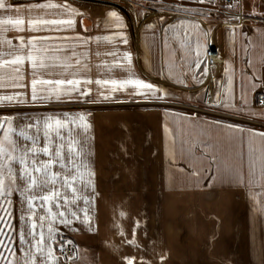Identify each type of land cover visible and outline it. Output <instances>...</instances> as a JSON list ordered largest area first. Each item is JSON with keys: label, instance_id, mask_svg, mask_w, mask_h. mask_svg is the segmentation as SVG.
I'll return each mask as SVG.
<instances>
[{"label": "crops", "instance_id": "1", "mask_svg": "<svg viewBox=\"0 0 264 264\" xmlns=\"http://www.w3.org/2000/svg\"><path fill=\"white\" fill-rule=\"evenodd\" d=\"M223 1L4 0L0 18H22L25 23L23 31L0 25V97L74 105L12 113L14 125L23 127L47 116L84 115L89 126L84 130L73 125L79 141L76 148L82 149L76 162L81 164L84 182L90 184L85 187L77 181L75 196L61 189L70 200L80 198L75 204L61 202L59 209L54 203L42 208L41 200L33 201V220L38 225V217L47 216L49 207L54 213L63 211L70 221L64 224L47 216L43 228H37L52 249L49 264H128L129 260L132 264H264V106L254 105L255 92L264 89V27L243 37V44L235 49L232 36L238 26L214 28L207 14L221 10ZM240 3L244 12L264 9L255 0ZM49 4L63 7H34ZM110 12L117 13L119 22L109 17ZM37 17L71 19L74 25L29 30L28 21ZM32 37L50 39L37 40V51L28 43ZM207 41L215 45L221 41L223 48V75L214 81L212 100L219 114L209 117L162 108L166 89L183 84L184 75L197 87L204 86ZM30 52L47 64L65 67H38L33 72L25 59L17 73V65L3 63ZM233 59L245 60L244 69L238 64L236 73L230 64ZM18 75L23 79L17 80ZM32 79L79 80V91L62 95L59 101L53 96L33 102ZM129 79L142 80L159 91L153 96L147 89L120 86ZM49 87L38 84V94L47 95ZM127 97L146 101V107L97 108L101 102ZM6 103L18 102L0 104ZM25 187L26 182L17 178L10 194L0 196V216L15 229L0 224L7 233L0 240L15 255L6 248L0 252L11 264H32V257L40 264L41 254L31 246L36 241L29 237L31 244L20 243L25 197L33 194L24 193ZM49 226L54 229L51 234ZM63 242L71 243L73 254L60 256ZM0 264L7 261L0 259Z\"/></svg>", "mask_w": 264, "mask_h": 264}, {"label": "snow or ice", "instance_id": "2", "mask_svg": "<svg viewBox=\"0 0 264 264\" xmlns=\"http://www.w3.org/2000/svg\"><path fill=\"white\" fill-rule=\"evenodd\" d=\"M35 8H56L63 7L59 5L49 4V5H35ZM5 8L4 0H0V9ZM67 10V9H66ZM109 17L115 18L119 22L117 13L110 12ZM25 21L22 18L12 19V18H0V25H11L18 31H23V24ZM29 30H37V26L43 25H67L72 27L74 21L71 19H44L42 17H37L35 19H30L28 21ZM79 38V37H77ZM50 39L48 37H32L29 40V45L31 48L36 49L37 40H46ZM23 41V38H21ZM126 42V41H125ZM7 43H11L7 41ZM23 46V44H22ZM40 51V49H36ZM2 55V54H0ZM126 59L130 62V56L126 54ZM25 59L31 62V67L33 72L39 67L43 69L47 68H56V67H65V65L60 64H47L43 57L34 56L29 53L27 57L17 55L10 61H3L4 64H13L18 67L15 68V72L19 73L20 67L24 64ZM79 60H77V64ZM205 75L207 74V69L204 70ZM17 80H22L23 76H17ZM91 83V81H86ZM97 83H108V81H97ZM113 84H116V81H112ZM49 85L48 89L45 91L47 95L40 96L37 91V85ZM72 86L71 89H64V85ZM80 84L79 80H63V79H32L30 83L31 88V99L33 102L38 99L50 100L53 96L57 101L60 100L61 96H71L72 92L79 91L78 85ZM124 85H133L137 89H147L149 92L155 96V93L159 89L154 88L152 84L145 83L142 80L138 79H129L121 82L120 86ZM17 87H27L23 84H16ZM144 94V93H141ZM81 95H89L88 92H81ZM160 99V97H157ZM16 100L18 103H24L23 100L17 99L14 96H3L0 97V103L7 101L12 102ZM264 103V101H262ZM227 107L228 105H223ZM242 111V110H241ZM264 111V110H262ZM253 114V113H249ZM14 118L8 116H0V196H6L12 191L13 185L17 178L21 181L26 182V187L22 189L24 193H33L31 196L25 197L26 212L21 215L20 219L25 222L24 229L20 230V243L31 244V240H35L36 243L31 246L36 249V252L40 255V264H49V261L52 259L53 252L50 245L44 244V233L40 231L37 233L38 226L43 228V222L50 216L52 221H55L57 218H60V222L64 224L70 223L69 220L65 218V213L60 211L54 213L49 207L47 209V216H39L38 219L40 224L38 225L33 217L36 215L34 210V200H41V207L45 203H54L56 208L59 209L63 204H75L76 199H69V196L66 195L61 189L70 190L75 196V193L79 191L75 187L77 181L84 183V186L87 187L90 184V181L87 183L84 182V174L80 171L81 164H77V158L80 156L81 151H78L76 145L79 144V141L74 138V133L77 127H83L84 130H87L89 127L85 121L84 115H78L76 117L64 115L61 117L47 116L40 119H36L30 123H27L23 127H17L13 122ZM77 121L80 122L77 125ZM31 133V134H30ZM264 135V134H261ZM15 136V139L13 138ZM23 140L27 142L26 144H20L19 141ZM43 140L44 144L41 147L40 141ZM41 156L47 157V159H40ZM86 167V165H83ZM54 168H58L59 171H53ZM18 169V170H17ZM91 175V173H89ZM195 175V173H193ZM262 175H264V170H262ZM39 191L41 194L36 195L35 193ZM62 202V203H61ZM85 199V203H87ZM9 216L11 213L8 214ZM71 215L77 219L79 217L75 212H72ZM85 216L87 212L85 211ZM0 224H7L3 216H0ZM9 228H13L12 225L7 224ZM26 229V230H25ZM13 230H15L13 228ZM48 232L51 234L54 232V229L49 226ZM39 235V239L36 237ZM0 236H7V233L3 228H0ZM31 238V240L29 239ZM51 239V236L49 237ZM70 243V242H69ZM129 243H134L130 241ZM0 248H6L8 252L15 255L12 252V249L7 248V245L4 244L3 240H0ZM45 248H48L47 253L45 254ZM0 259L7 261V264H11V261L7 259L3 252H0ZM27 264V261L25 262ZM32 264H36L35 257H32ZM128 264H132V261L129 260Z\"/></svg>", "mask_w": 264, "mask_h": 264}, {"label": "rangeland", "instance_id": "3", "mask_svg": "<svg viewBox=\"0 0 264 264\" xmlns=\"http://www.w3.org/2000/svg\"><path fill=\"white\" fill-rule=\"evenodd\" d=\"M258 4L264 5V0H255ZM224 2V1H223ZM225 3V2H224ZM241 3L235 2L232 6H227L225 4L222 5L221 10L220 9H214V13L211 14L209 9H205V11H209L207 13L210 18L212 19V23L214 28L216 26L220 29L222 27L220 23L227 21L228 23L234 22V15L235 13L241 11L243 14L246 15H255L259 18H264V9L260 11H254L252 14L250 11H243L241 10ZM250 12V13H249ZM209 19V18H207ZM264 27V23H258V24H250L246 23L243 26L234 27L236 30L234 32V35L232 36V40L235 45V49L237 47V44L242 43L243 37H247L254 31L255 28ZM208 43V41H207ZM221 41H218L216 46L219 48L220 52L222 51V45ZM247 46V44H246ZM247 50V48H246ZM245 63V60H242L237 63L236 59H233L230 61L231 68L235 70L237 73V65H239L240 69H244L243 64ZM184 82L183 84H180L178 86H170L169 89H166L165 96L163 98V104L161 105L162 108H173L178 109L184 112H187L191 115H202V116H209V117H215L218 115L220 111L219 106L215 105L214 102L207 103L204 100V86L197 87V84L194 82V79L189 78L188 76H183ZM162 81L166 80L163 78ZM203 81V80H202ZM203 84V83H202ZM258 91L254 94V105L258 106L255 102V98ZM135 99V100H134ZM97 108H144L146 107V101L144 100H138L137 98H125V99H119L116 102H101ZM74 108L73 104H46L44 102H24V103H6V104H0V116H8L10 117L12 113H19V114H27L30 112H45V111H53L55 109H71ZM74 253V249L71 251L70 254Z\"/></svg>", "mask_w": 264, "mask_h": 264}, {"label": "built area", "instance_id": "4", "mask_svg": "<svg viewBox=\"0 0 264 264\" xmlns=\"http://www.w3.org/2000/svg\"><path fill=\"white\" fill-rule=\"evenodd\" d=\"M225 4L227 6H232L235 2H239L240 0H224ZM234 22H222L220 23L222 26L223 25H234V26H241L246 23L250 24H258V23H264V18H259L256 17L255 15H246L243 14L241 11L235 13L234 15ZM205 64L207 67V74L205 75L204 78V100L212 102L213 100V90H214V81L217 77H221L223 75V64H224V59L221 55V52L219 48L215 45L212 44L208 41L207 47L205 49ZM209 99V100H208ZM264 89L259 90L255 102L257 105L264 106ZM73 250V247L71 243L69 242H63L61 244V250L59 252L61 257H67Z\"/></svg>", "mask_w": 264, "mask_h": 264}, {"label": "bare ground", "instance_id": "5", "mask_svg": "<svg viewBox=\"0 0 264 264\" xmlns=\"http://www.w3.org/2000/svg\"><path fill=\"white\" fill-rule=\"evenodd\" d=\"M209 100V99H208ZM207 103H209V101H206Z\"/></svg>", "mask_w": 264, "mask_h": 264}]
</instances>
